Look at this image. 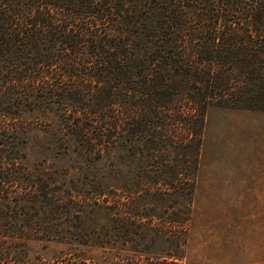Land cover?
I'll use <instances>...</instances> for the list:
<instances>
[{"label":"trees","instance_id":"trees-1","mask_svg":"<svg viewBox=\"0 0 264 264\" xmlns=\"http://www.w3.org/2000/svg\"><path fill=\"white\" fill-rule=\"evenodd\" d=\"M59 50L70 53V65L47 64L53 72L37 74ZM55 78L62 80L50 83ZM0 81V264H19L10 249L21 242L63 244L52 221L71 204L111 210L104 191L113 185L120 194L106 224L115 231L111 245L149 247L141 227L165 205L168 190L173 221L186 233L210 106L264 111V0H0ZM24 81L31 86H17ZM45 99L80 105L71 118L40 123L55 136L67 129L73 152L93 146V176L81 177L93 181V201L67 194L68 207L48 193L61 180L60 165L51 174L15 175L12 158L22 160L29 149L21 138L41 131L22 114L47 108ZM54 135L40 148L49 162L63 154ZM130 204L132 215L125 214ZM177 242L180 248L185 239Z\"/></svg>","mask_w":264,"mask_h":264},{"label":"rangeland","instance_id":"rangeland-1","mask_svg":"<svg viewBox=\"0 0 264 264\" xmlns=\"http://www.w3.org/2000/svg\"><path fill=\"white\" fill-rule=\"evenodd\" d=\"M76 40L81 38L77 37ZM58 53V60L51 58L38 65L37 74L52 73L51 70L45 71L47 64L57 63V70L59 64H62L61 67L70 65V53L64 50H59ZM59 71L61 75V70ZM49 80L56 84L62 79ZM17 86L27 89L26 86L29 88L31 84L27 85L24 81ZM53 92L59 93L56 90ZM44 93L46 92L43 91L41 95ZM44 97L47 98V95ZM49 100L45 99L47 108L40 106L32 112L22 114L41 131H29L22 138L19 135L21 139L28 141L29 149L25 150L22 160L12 158V161L18 163L15 175L20 176L21 173V176L29 177L51 174L56 165H60L61 180L48 185V193L59 196L60 204L68 207L70 200L67 194L80 195L93 201V181L82 184L81 179L83 173L93 176V150H90L93 146L83 149L82 155L81 150L79 153L73 152L71 147L75 144L67 129L61 126L58 129L59 135L55 136L50 131L45 132L49 127L40 123L54 122L55 118L51 117H56L55 115L64 119L67 116L71 118L75 110L81 109L80 105H64L61 108L60 104H48ZM53 135L62 138L60 142L63 154L58 156V161L49 162L50 159L40 148L53 144ZM88 138L93 140L90 134ZM43 159L47 161L41 164ZM20 168L27 169V173ZM16 186L21 189L23 184ZM3 188H6L5 183ZM104 194L108 196V207L111 210L97 211L87 207L80 209L71 204L69 213L52 221V224L61 228L63 244L48 243L45 238L25 241L23 245L21 242L10 249L13 254L11 257L19 264H115L119 259L123 264L127 261V264H264V111L216 106H210L207 110L190 218L184 235L173 221L177 207L172 202V190H168L165 205L149 213L152 215L151 220L143 221L144 225L141 227L142 232L151 238L150 246L144 247L141 243L136 249L127 244V247H122V251H116L120 247L114 248L111 245L116 240L113 235L115 231L113 228L107 230L106 224H109L110 217L118 213L112 201L120 194V190L113 185ZM134 208L130 204L125 214L132 215ZM147 227L151 229L150 233ZM105 233L109 234L106 238L103 236ZM181 237L185 239V244L179 248L177 241L180 242ZM105 239L107 244L93 246V243H102ZM4 246H0L1 253H4Z\"/></svg>","mask_w":264,"mask_h":264}]
</instances>
